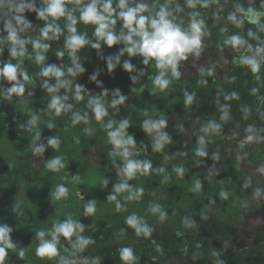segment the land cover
<instances>
[{
    "label": "rangeland",
    "instance_id": "374dc122",
    "mask_svg": "<svg viewBox=\"0 0 264 264\" xmlns=\"http://www.w3.org/2000/svg\"><path fill=\"white\" fill-rule=\"evenodd\" d=\"M33 2L39 8L45 7L43 0ZM166 2L152 0L150 7L154 6L153 15ZM7 11V7L0 9V32L4 29L5 21L15 14L4 16L3 12ZM202 11L198 5L196 8L186 7L178 12L175 22L187 28L191 21L190 14L198 12L201 15ZM204 26L207 35L203 37L200 54H190L187 60L179 62V78H171L169 74L171 83L164 91L152 83L158 74L154 60L145 65L142 55L130 57L126 52L120 55L119 64L107 73L102 89L91 96L82 108L80 115L83 117L87 114L88 123L81 120L74 125L72 120L65 121L60 115L57 116L54 110L44 105L42 90L28 70L21 68L30 83H25L22 77L23 95L13 93L7 102L14 108L25 109L31 116L38 117L37 124L32 126L25 138L33 140L36 132H39L40 137L47 136V139L44 152L35 154L37 163L33 177L18 178L22 190L14 206L0 208V224L12 228L10 236L15 245L14 249L7 250L4 264H35L46 258L37 255L40 244L37 232L43 230L48 233L54 222H63L69 217L85 227L97 228L128 224V219L135 216L150 231L168 224L181 232L187 213L213 210L223 218L233 216L243 223V227H247L248 233L241 240V246L249 247L253 227L264 222V138H246L242 142H237L232 136L215 139L211 136L209 121L194 114L193 108L198 100L216 88L228 70L222 40L223 29L219 23L208 27L204 21ZM124 47L122 43L121 49ZM250 55L251 51H242L234 63H240L242 56ZM125 61H130L134 66L132 72L123 68ZM132 77L137 79L133 81ZM117 91L125 100L123 104L112 107L111 101L119 99ZM187 96H192L191 102L187 101ZM95 97H100L108 110V116L102 122L96 121L92 108L88 106V101ZM158 118L171 119L179 124L192 139L190 152L171 169L148 172L147 175L137 173L133 179L127 180L132 192L126 190L118 195L121 207L117 209L116 202L109 201L108 196L125 179L119 171L123 161L118 156L110 155L113 146L108 143L109 130L101 124L112 120L115 121V128L127 119L129 126L125 131L135 143V136L144 128V123L154 122ZM9 120L10 117L0 111V182L5 177L2 163L13 166L22 153L33 152L30 147H20L9 138ZM49 123L53 127L49 128ZM53 137L60 140L59 150L48 145V140ZM201 137L205 141L203 145L199 143ZM200 150L205 155H198ZM99 151L106 153V165L97 161ZM130 151L134 153L131 159L142 160V150L136 145L130 147ZM57 156L62 157L65 163V168L58 173L46 167L47 162ZM177 169L182 171L178 172ZM74 176L79 178L75 182L72 179ZM58 184H64L69 189L66 199H55L53 193ZM221 193H226V198ZM129 195L132 199H125ZM90 202H94L95 212L85 215L86 205ZM47 236L45 240H48ZM21 251L23 256L20 255Z\"/></svg>",
    "mask_w": 264,
    "mask_h": 264
},
{
    "label": "trees",
    "instance_id": "16d2710c",
    "mask_svg": "<svg viewBox=\"0 0 264 264\" xmlns=\"http://www.w3.org/2000/svg\"><path fill=\"white\" fill-rule=\"evenodd\" d=\"M152 0H129L130 3H147L149 6ZM88 3L89 0H83ZM117 0H113V7H116ZM169 9L176 17L178 12L188 7L187 0H167ZM200 6V4H197ZM179 6V11H177ZM237 6L247 11L252 8L258 12H264V0H208V7H202V14L199 19H203L208 27L219 23L222 32L225 59L228 63V70L220 78L218 86L204 94L193 108L194 114L198 117L206 118L209 121L210 133L213 138L232 136L237 142H242L249 136L253 138H264V64L258 73H253L249 66L242 63H234L238 54L248 50L247 45L252 46L251 55L258 46H264V31H260L257 25L251 24L245 18L243 26L237 28L233 21L228 19L230 14L235 13L237 18H242L243 14L237 11ZM37 7V6H36ZM46 7V5H45ZM69 11L77 18L75 25L78 34L85 35L90 41L89 44L80 48L75 55L77 62L85 69L83 73L76 76H69L67 69L73 67L72 58L65 47L66 38L69 36L67 30V20L61 17L56 24L62 29L56 39H42L41 29L51 22L38 18L34 11H25L23 17L30 22L31 27L20 33L21 38L28 39L26 45L27 53L23 58H13L9 52L7 43L0 45L3 51L0 52V67L8 63L15 65L21 61L20 68L28 70L35 83L42 90L44 105L48 107L52 93H48L43 87L47 82L50 86L56 85V79L40 75L46 66L56 65L62 67L65 72L64 79L71 81L70 86L59 89L55 95L67 96L66 104L73 105L72 109L62 112V120H72L75 113L80 114L87 100L96 95L103 87L104 79L109 71L108 58L115 57L116 52L121 50L122 43L108 47L100 41L99 49L91 45L97 41L95 25L85 24L79 21L80 12L74 2L66 5ZM201 7V6H200ZM39 8V7H37ZM148 15V13H144ZM264 23V16L260 18ZM15 26V21H13ZM123 21L118 19L116 32L119 33ZM259 36L260 39L249 37L248 31ZM8 33L4 29L0 32V37H7ZM51 35V33L49 34ZM239 35L247 44L239 49L225 44V40L232 36ZM41 40L49 45L48 50L43 51L45 60L37 64L35 61L36 52L31 41ZM62 52L63 56L57 53ZM115 63V60L112 61ZM96 79L93 80L92 77ZM259 77V79H257ZM22 82V77L17 75ZM6 78H0V111L5 112L10 120L8 122L9 138L20 147H30L45 143L47 136L40 137L39 141L28 140L24 136L31 130L29 125L31 114L21 108H14L7 102L4 93L14 85ZM79 84L83 91V99H74L75 86ZM235 94V95H233ZM165 121V126L159 132L167 136L166 141H161V148L155 149L158 139L156 130L149 133L142 128L135 136V145L142 150V162H150L151 167L148 172L168 170L179 164L190 152L192 139L186 135L178 123L171 119L158 118L155 121ZM154 121V122H155ZM219 125V128H213ZM251 128L252 131H248ZM97 161L100 164H107V156L103 151H99ZM36 155L34 152L26 151L20 155L16 164L9 166L2 163L4 181L0 182V208H10L14 206L22 190V183L18 179L23 177L31 179L36 171ZM242 222L233 216L221 217L213 210H193L186 214L183 219L184 229L176 231L171 225H163L150 231L145 236L143 233L137 234L134 227L129 224H120L111 227L84 226L81 235L90 239L91 243L85 246L83 251H76L73 255L71 247L75 241V236L71 241L63 235L59 237L57 245L59 255L53 258H44L35 264H60L61 257L67 261L81 264H128L121 258V250L131 249L135 259L131 264H264V222L253 227L252 241L248 248L241 246V240L248 233L247 227L242 226ZM109 237L107 240H102ZM48 241L51 236H47Z\"/></svg>",
    "mask_w": 264,
    "mask_h": 264
},
{
    "label": "clouds",
    "instance_id": "9594fccd",
    "mask_svg": "<svg viewBox=\"0 0 264 264\" xmlns=\"http://www.w3.org/2000/svg\"><path fill=\"white\" fill-rule=\"evenodd\" d=\"M46 7L37 8L33 0H0V9L7 7L8 11L3 12L4 16H9L11 13H15L10 16L4 23V31L8 33L7 37H0V45L5 43L9 46V52L13 58H23L27 53L26 45L30 42L28 39L21 38L20 33H23L26 28L31 27L22 13L27 11H34L37 13L38 18L48 21L51 18V22L46 24L41 29L42 39H56L58 34L62 32V29L56 24V21L61 17L67 20V30L69 36L66 38L65 47L68 49L69 56L72 58L73 67L67 69L69 76H76L79 73H83L85 69L77 62L75 57L76 52L84 45L89 44L90 41L86 39L85 35L78 34L75 25L77 24V18L69 11L66 5L74 2L76 8L80 12L79 21L85 24L95 25L94 35L97 41L91 46L99 49L101 47L100 41H103L108 47L123 43L125 45L115 57L108 58V68L114 69L119 64L120 55L125 52L130 57L142 55L144 57L143 63L149 64L150 60L155 61V66L158 70V74L152 79V83L159 90L164 91L168 88L171 83V78L178 79L180 73L178 71V64L182 60H187L190 54L199 55L200 50L203 46V37L207 35V31L204 26L203 19H197L200 15L198 12H192L191 21L187 28H182L180 24L176 23V17L173 15L172 10L169 9L168 3L161 4L159 10L154 11V6L150 7L147 3H130L129 0H117L116 7H113V0H89L88 3H84L83 0H43ZM189 8H196L197 4L201 7H208V0H187ZM177 6V11H179ZM237 11L242 13V18L238 19L236 14H230L228 19L233 21L237 28L243 26L244 19L246 18L249 23L257 25L260 31H264V23H261L260 18L264 16V12H258L252 8H248L245 11L244 8L237 6ZM148 13V15H144ZM120 19L123 21L120 32H116V23ZM15 21V26L13 24ZM51 33V35H49ZM249 37L259 40V36H255L251 29L248 31ZM33 48L36 52L35 61L37 64L42 63L45 57L41 55V52L48 50L49 45L42 43L41 40L31 41ZM264 43V42H262ZM225 44L231 45L235 49H239L247 44L241 36L232 35L225 40ZM248 51H252V46L247 45ZM3 48L0 47V52ZM58 56H63L62 52L57 53ZM115 60V63L112 61ZM240 63L250 67L253 73H258L261 69V65L264 64V46H258L252 56H242ZM21 61L15 65L11 63L0 67V78H6L8 81H14V85L7 89L4 93L7 99H11L12 94L22 96L24 93V83L18 80L17 75L23 77L25 83H30V79L27 74L20 68ZM123 68L129 72L134 70V66L130 61H125ZM170 74V77H169ZM211 74L210 72L208 73ZM41 76L50 77L56 79V85L50 86L47 82L44 83L43 87L48 93H52L51 101L48 105L49 109L54 110L57 116L61 115L62 112H67L72 109L73 105L66 104L67 96L55 95L59 92V89H67L71 81L64 79L65 72L62 67L56 65L46 66L40 72ZM143 75V70H141ZM96 79L95 76L92 77ZM133 81L137 78L132 77ZM259 79V77H257ZM83 91L82 86L77 84L75 86L74 99L80 101L83 99L81 92ZM107 95V92L104 93ZM119 99H113L111 106L115 107L118 104H123L125 97L120 95L119 91L116 92ZM235 95V94H233ZM192 96H187V101L191 102ZM88 106L92 108L97 122H102L103 118L108 116V110L104 105V101L100 97L91 98L88 101ZM83 120L88 123L87 114L81 116L75 113L72 119V123H76ZM38 122L37 116H32L29 120L30 126H35ZM115 121L109 120L107 124H101L103 128L109 130L108 143L113 146V150L110 155L113 157H120L123 161V167L119 169L120 173L125 177L124 181L117 184L114 187L113 194L108 196L109 201L116 202V207L119 209L120 203L117 199L118 195L125 192H132L129 187L127 180L133 179L137 173L147 175L149 168L151 167L150 162L137 161L130 157L134 155L130 151V147L134 148L135 143L133 137L126 133V128L129 126L127 119L122 120L117 127H113ZM165 121L145 122L143 127L149 133L156 130L157 141L155 143V149L159 150L162 146L161 141H166L167 136L159 132V129L165 126ZM51 128L53 125L48 124ZM213 128H219V125H214ZM208 131L207 128L204 129ZM248 131H252L251 128ZM249 140L253 139L252 136L248 137ZM35 141L40 140V133L36 132ZM204 138L201 137L199 143L204 144ZM48 145L56 150H59L60 140L56 137L48 140ZM45 150V145H35L33 152L35 154H42ZM200 156L205 155L204 151L200 150L197 153ZM46 167L53 172H60L61 169L65 168V163L62 157L57 156L52 160L48 161ZM178 172L182 169H177ZM73 181L78 180V177H73ZM106 184L107 181H104ZM199 182H197V188ZM142 191V190H140ZM69 189L64 184H58L56 190L53 193L56 200L66 199L68 197ZM226 198V193H221ZM125 199H132L131 195L125 197ZM156 209H153L155 211ZM95 212L94 202H90L86 205L85 215H92ZM163 218V216H161ZM128 224L135 228L137 234L143 233L145 236L150 234V229L146 225H142L138 222L135 216L128 219ZM84 231L83 224L73 220L69 217L63 222H54L52 229L48 233L41 230L37 232V237L40 239V244L37 248V255L47 258H53L59 255L57 245L59 244V237L63 235L65 238L71 241L72 237L75 236V241L72 242L71 247L74 250L73 255L76 251H83L85 246L91 243L90 239L84 238L81 233ZM12 228L7 224H0V264H4V259L7 255L8 249H14L15 245L11 240L10 233ZM47 235L51 236V240H45L44 237ZM20 255L24 253L21 251ZM121 258L131 264V261L135 259L131 249L125 248L121 250ZM60 264H70L64 257H61ZM71 264H76L75 261ZM81 264H87V261L81 262Z\"/></svg>",
    "mask_w": 264,
    "mask_h": 264
}]
</instances>
